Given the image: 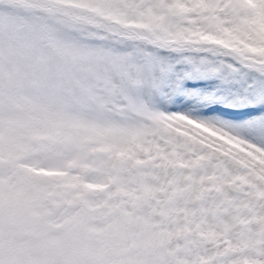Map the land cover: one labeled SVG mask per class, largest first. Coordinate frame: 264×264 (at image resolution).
<instances>
[{"label": "snow or ice", "instance_id": "1", "mask_svg": "<svg viewBox=\"0 0 264 264\" xmlns=\"http://www.w3.org/2000/svg\"><path fill=\"white\" fill-rule=\"evenodd\" d=\"M0 264H264V0H0Z\"/></svg>", "mask_w": 264, "mask_h": 264}]
</instances>
